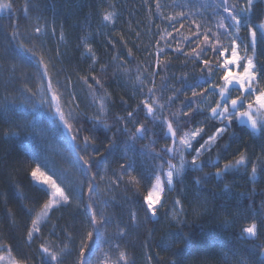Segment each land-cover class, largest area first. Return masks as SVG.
<instances>
[{
	"label": "trees",
	"instance_id": "1",
	"mask_svg": "<svg viewBox=\"0 0 264 264\" xmlns=\"http://www.w3.org/2000/svg\"><path fill=\"white\" fill-rule=\"evenodd\" d=\"M8 2L12 3V9L0 12V245L10 246L14 258L26 260L27 264H40L42 243L57 251L68 244L63 264H75L81 243L92 230L86 208L92 203L98 216L110 223L98 226L93 241L88 242L90 251L85 255L89 264L114 262L118 256L117 244L126 251L129 264H261L264 257L253 245H264V171L261 170L264 132L253 133L234 119L228 131L202 153L199 161L202 170L190 163L194 149L221 126L219 120L209 118L208 109L218 101V89L223 81L217 64L224 59L215 56L209 48L203 59L211 63V77L206 69L202 71L204 65L193 59L192 49L197 45L190 29L194 28V19L202 26L201 31L208 27L216 31L217 13L226 15L216 8L220 0H160V11L156 9V0ZM229 3L243 7L245 0H229ZM106 11L116 13L114 23L102 20ZM161 12L165 16L184 12L186 18L180 21L184 27L180 28L178 21L170 23ZM250 20L254 25L264 21V4L253 5ZM37 27L42 29L39 37L34 31ZM165 30L172 36H167ZM247 35V28L242 26L240 36ZM181 36L188 37L190 42L183 41ZM221 43L228 46L229 39L221 37ZM29 48L36 56L26 50ZM93 54L95 64L91 59ZM41 55L49 64L54 87L64 94L62 110L66 115L72 110L74 131L80 129L76 142L55 115V107H44L33 91L32 75H43L44 71L38 62ZM255 61L264 66L261 40L257 42ZM93 75L101 80L103 87L91 80ZM83 76L89 77L94 91L83 83ZM43 78L48 85V77ZM258 79L260 87H264V77ZM149 88L153 89V98L164 105L162 111H156L155 119L147 115L142 103L149 97ZM193 88L203 92V96L192 97ZM231 93L233 98L239 94ZM73 95L75 100L68 103ZM168 97L173 100L169 101ZM101 98L105 104L103 113L97 106ZM192 101L195 103L191 107L200 111L191 116L180 115L189 111L186 105ZM129 112L133 113L131 117ZM177 117L179 124L173 126L178 128V136L183 131L203 127V138L197 137L192 149L184 152L187 161L184 173L174 178L171 190H165L161 201L164 206L158 205L157 216L152 218L146 212L144 198L160 165L167 170L166 161L171 154L164 149L172 146L161 120ZM140 124L147 131L143 139L133 140L132 134ZM83 136L95 141L87 153L93 164L91 173L87 174H82L80 167H72L76 157L85 154ZM241 152L248 158L246 167L230 170L222 177L215 176L217 167L223 168ZM173 163L179 164L178 155ZM253 163L258 169L255 180L251 177ZM122 164L132 165L128 171L137 177L139 184L130 183L127 172L121 177ZM37 165L42 170L55 171L58 176L61 173L67 176L64 186L70 200L51 210L49 218L40 225L41 231L29 244L26 236L32 217L25 209L35 213L48 199L45 188L35 184L30 174ZM93 174L95 178L91 179ZM89 182L93 184L91 194ZM176 200L180 201L179 205L175 204ZM133 212L136 224L131 223ZM253 220L260 225L258 236L246 238L242 228ZM117 226L127 229L125 237L117 235ZM176 233L189 237L187 247L174 243ZM168 246L171 250L164 251Z\"/></svg>",
	"mask_w": 264,
	"mask_h": 264
},
{
	"label": "snow or ice",
	"instance_id": "2",
	"mask_svg": "<svg viewBox=\"0 0 264 264\" xmlns=\"http://www.w3.org/2000/svg\"><path fill=\"white\" fill-rule=\"evenodd\" d=\"M254 0H245L243 7H238V3H229V0H220V3L216 5L217 9L222 10V13L226 15H219V19L216 23V31H213L212 28L208 27L201 31V25L196 23L195 20H192L194 28L190 29L192 35L195 37L196 48L192 49L193 59L199 60L203 65L204 69L209 73V77L213 72L211 63L207 59H203L204 53L210 48L215 56L223 57L224 59L217 64V69L222 70L221 80L223 84L219 86L218 95L220 99L216 101L215 107H210L208 109L210 119L219 120L221 126L217 127L215 131L208 136L203 144L199 148L194 149L195 155L192 156L191 165L195 169L202 170V164L199 162L200 157L204 151H208L215 144V142L222 136L223 133L228 131L229 127L232 124V121L235 119L241 125H246L250 127L253 133L257 131L264 132V87H260L258 77H264V66H260L255 61L256 47H257V31H260V40L264 42V21L259 25H254L251 23L250 16L253 11ZM12 3L8 0H0V11L11 10ZM156 9L160 11L161 3L160 0H156ZM24 11L27 12L28 8L25 6ZM161 16L168 20L170 23L173 21H182L186 18L184 12L177 13L176 15L165 16L162 12ZM116 13L114 11H106L102 20L107 24H112L115 22L114 17ZM179 18V19H178ZM244 26L247 28V37L240 36V29ZM184 27V23L180 22V28ZM222 30V31H220ZM35 34L37 37L42 32L40 27L35 28ZM179 31V29H175ZM165 34L169 37L172 36L171 32L165 30ZM15 36L16 33L14 32ZM139 35V33H137ZM221 37L229 39L228 46H224L221 43ZM63 38V37H61ZM164 36H161L163 39ZM183 41H189L188 37L181 36ZM159 43V42H157ZM203 45V46H202ZM23 47V44H21ZM85 47L89 53L92 52L90 46L85 42ZM33 56H36V52L32 49H26ZM161 51L163 49H160ZM181 51L179 47L176 49ZM251 52V55H249ZM129 54H131V49H129ZM184 55H189V53H183ZM93 64L96 63V57L93 54L91 56ZM43 65L44 71L43 76L48 77V85L46 92L41 96V103L48 104L49 108L55 107V115L59 118L60 122L63 124L64 128L69 133V136L73 142L77 141V138L80 134V129H75L74 125L71 122L73 119L72 110H70L67 115L61 108V100L63 93H60L53 85L50 74H49V64L45 63L43 55L40 56L39 61ZM159 64V61L157 62ZM83 83L88 86L89 89H93V84L89 81L88 76L81 77ZM91 80L95 82L96 85L103 87L102 82L95 75L91 77ZM210 81H205L208 83ZM235 90L239 94L235 97H231V91ZM94 91V89H93ZM208 89L205 88L204 92H207ZM213 91H216L214 88ZM149 97L142 101L143 107L147 112L148 116L155 117L157 110H163L164 105L158 102V99L153 98V89L149 88ZM51 94V98H47V94ZM35 95V93H32ZM203 96V92H197L195 88L192 90V97ZM75 100L73 95L68 103H71ZM169 101L173 100V97H168ZM195 101L190 102L186 107L189 111H182L180 115L191 116L194 112H199L200 109H193L191 104ZM105 110V104L103 98L100 100V112L103 113ZM132 112L128 113V116L131 117ZM123 119V118H119ZM227 121V123H225ZM161 122L166 126L167 132L166 135L170 136L172 140V146L167 147L164 151L168 154H171L169 159L166 161L167 170H163V164L160 165V171L154 177V183L151 185L147 196L144 198L146 204V212L150 214L152 218L157 216V207H163L162 198L165 193V187L169 190L172 189L174 185V178L183 175L184 169L187 161L184 159V152L188 149H192L193 141L197 137H201V134L204 132L203 127H195L187 131H183L178 136V128H174V123L179 124L178 117L175 119H166L163 118ZM188 123V122H186ZM35 127V125H33ZM147 131L143 124H140L136 127L135 132L132 134V139H143L144 133ZM7 135V133H6ZM84 148V155H78L75 162L72 164L73 168L80 167L82 174L91 173L93 164L91 158L87 155L89 146L94 145L95 141L90 136H83L82 138ZM113 145L110 143L108 146L109 154H111V149ZM158 155V154H157ZM179 156V164L173 163V159L176 156ZM248 164V158L244 152H241L237 159L234 161H229L224 164L223 168L217 167L215 172L216 177H222L228 171L233 169H239L240 167H246ZM132 168V165H121L123 170L121 177L125 172L130 177V183L139 184V180L136 176L132 175L129 169ZM264 171V168H261ZM67 171V170H66ZM257 165L255 163L251 166V177L255 180L257 175ZM31 176L33 180H38L40 184L46 185L45 194L48 199L40 206L39 210L33 213V210L28 208L25 209L31 215V226L27 229L26 240L30 244L33 241L34 236L41 231L40 225L49 218V213L54 207L60 205H66L69 203L70 196L65 189V181L67 176L64 173H61L59 176L55 171L42 170L41 165H37L31 170ZM95 175L91 176V179H94ZM199 182V181H197ZM88 192L91 194L93 192V184L88 183ZM227 188V185H225ZM91 198V197H90ZM175 204L179 205L180 201L176 200ZM264 207V204H262ZM86 208L89 212V223L91 229L86 233V237L81 243L78 259L75 264H89L88 258H86V252L90 251L88 242L93 241L94 231L98 230V226H106L110 221L103 217L98 216L97 212L93 208L92 203H88ZM131 223H137L136 213H131L130 216ZM118 227L117 235L121 238L126 236L127 229L124 227ZM259 223L255 220L250 222L248 226L242 228V233L246 238H256L259 232ZM176 239L174 243L180 244L183 243L186 247L189 243V237L184 236L182 233L174 234ZM71 237H69L70 239ZM118 249V256L112 264H129V258L125 250L120 249V245H116ZM254 248L258 247L260 250V255L264 257V245H253ZM68 244H64L63 247L57 251L55 248L48 246L44 243L40 245V264H63V256L68 253ZM164 251H170L171 246L164 247ZM6 253L7 255H5ZM179 255V253H175ZM151 256L148 257L149 262L151 261ZM0 264H27L26 260H20L12 256V249L10 246L0 245ZM261 264H264V260L261 261Z\"/></svg>",
	"mask_w": 264,
	"mask_h": 264
},
{
	"label": "rangeland",
	"instance_id": "3",
	"mask_svg": "<svg viewBox=\"0 0 264 264\" xmlns=\"http://www.w3.org/2000/svg\"><path fill=\"white\" fill-rule=\"evenodd\" d=\"M258 2H261L262 4H264V0H254V4L255 3H258ZM4 11V10H3ZM0 12H2V11H0ZM61 38V37H60ZM258 41H260V31L258 30L257 31V42ZM249 55H251V52H249ZM34 72V71H33ZM44 80V78H43V75L42 74H33L32 75V88H33V91L36 93V95H37V99L39 100V102H40V104H42L41 103V96L42 95H44V93L46 92V89H47V84H46V82H44L43 81ZM231 92H234V93H236V94H238V92H236L235 90H233V91H231ZM232 94L233 93H231V97H232ZM47 98L48 99H50L51 98V94L49 93V94H47ZM233 98V97H232ZM220 99V97H219V95H218V100ZM44 107H49L48 106V104H46V103H44V104H42ZM97 106H98V109L100 108V102H97ZM236 121V120H235ZM237 122V121H236ZM238 124H240L239 122H237ZM241 125V124H240ZM244 126H246V125H244ZM246 127H248V126H246ZM249 129H251L250 127H248ZM252 130V129H251ZM170 137V136H169ZM34 182H35V184H37L38 186H40V187H43V188H45L46 189V185H43V184H40L39 182H38V180H34ZM165 190H169L168 188H167V186L165 187ZM62 206H64V205H60V206H57V207H54L53 209H57V208H60V207H62ZM156 207H158V205H156ZM100 264H112V261H108V260H104L102 263H100Z\"/></svg>",
	"mask_w": 264,
	"mask_h": 264
}]
</instances>
